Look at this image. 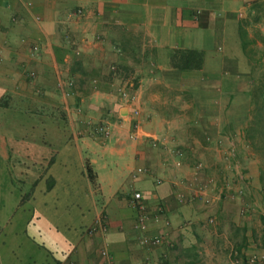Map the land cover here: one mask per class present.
Returning a JSON list of instances; mask_svg holds the SVG:
<instances>
[{
    "label": "crops",
    "instance_id": "1",
    "mask_svg": "<svg viewBox=\"0 0 264 264\" xmlns=\"http://www.w3.org/2000/svg\"><path fill=\"white\" fill-rule=\"evenodd\" d=\"M251 1L43 0V264H203L202 237L209 264L237 255L246 264L248 220L222 202L215 212L229 226H198L200 203L178 201L173 181L196 158L205 174L221 172L213 145L238 105L227 93L248 71L237 27ZM76 7L83 15L70 16ZM188 48L202 51L201 67L171 66L172 52ZM126 77L136 117L119 98ZM88 120L114 122L112 136ZM174 146L184 150L177 167ZM257 175L249 166L251 182ZM134 190L149 232L163 235L157 246L138 242ZM99 210L107 230L87 234ZM0 264H41V0H0Z\"/></svg>",
    "mask_w": 264,
    "mask_h": 264
},
{
    "label": "built area",
    "instance_id": "2",
    "mask_svg": "<svg viewBox=\"0 0 264 264\" xmlns=\"http://www.w3.org/2000/svg\"><path fill=\"white\" fill-rule=\"evenodd\" d=\"M83 15V10L81 7H76L70 11V16H81ZM39 19L38 16H35ZM36 46H33L31 52L36 51ZM75 53H78V49L74 46L72 48ZM120 52V49H117ZM111 70L114 72L116 66L113 64ZM33 75V72L31 73ZM133 81L130 77L125 78L123 85L119 87L118 94L122 103L125 106L132 105L135 99L134 92L131 90ZM139 114V108L136 106L131 107V115L136 117ZM88 124H93L91 120H88ZM117 125H121V122H117ZM93 128L96 134L101 136L103 139H109L113 134L114 122L109 120H101L93 124ZM138 124L133 123L132 128L129 130V138L136 139L138 137ZM235 133L220 134L215 138L216 147L220 148L221 161L218 160V164L221 167V172L219 175L216 174H205L203 171V163L199 160H194L192 162V171L189 176H178L174 179L173 185L175 188L174 194L178 201L180 202H197L203 205H212L222 203L223 201H236L239 203V214H247L252 208L250 201H246L244 198V187L247 182V177L243 171L240 169L239 154L236 149V143L234 141ZM209 139V137H208ZM169 152L174 156L173 165L180 166L182 160L181 157L184 154V150L179 146H174L169 149ZM229 167L233 171L232 174L224 173V169ZM144 171L143 167H137L135 170V175L142 173ZM156 181H161L157 178ZM129 203L137 209L136 219L134 221V228L138 232V242L140 245L145 247H154L163 241V235L159 233L149 232V220L151 217L148 211L147 205L143 200L142 192L140 190H134L129 198ZM159 214L162 212V206H157ZM216 214H210L207 217L208 222L214 223L216 221ZM97 230L101 235H103L107 230V217L104 213L99 210L94 219V223L85 229L87 234L93 233ZM102 256L109 259L110 255L103 245L100 249ZM262 258L260 254L247 255V262H255ZM234 264L239 263V259H233Z\"/></svg>",
    "mask_w": 264,
    "mask_h": 264
},
{
    "label": "trees",
    "instance_id": "3",
    "mask_svg": "<svg viewBox=\"0 0 264 264\" xmlns=\"http://www.w3.org/2000/svg\"><path fill=\"white\" fill-rule=\"evenodd\" d=\"M250 19L241 21L237 34L243 55L248 62V71L241 77L240 87L227 93L229 101L236 100L233 115L241 128V138L258 157L257 179L264 201V0H253L249 6ZM202 51L188 48L175 49L171 56V66L178 70H194L201 67ZM229 105V104H228ZM224 129V128H223ZM88 177L96 187V175L88 167ZM243 240L240 244H244ZM237 255V259H239Z\"/></svg>",
    "mask_w": 264,
    "mask_h": 264
},
{
    "label": "rangeland",
    "instance_id": "4",
    "mask_svg": "<svg viewBox=\"0 0 264 264\" xmlns=\"http://www.w3.org/2000/svg\"><path fill=\"white\" fill-rule=\"evenodd\" d=\"M232 120V119H231ZM230 120H228V122H226V124L223 126L224 127V134H229V133H235L236 135L234 136V141L236 143V149L238 151L239 155V160H240V169H243L246 177H247V182L245 184L244 187V198L246 201H250L252 204V208L249 210V212L247 214H239V201H223L224 207H228L230 205L233 206L234 211L237 213V215H239V217L242 216L245 217L244 220H248V226L250 227V229L253 230V234H252V246L253 247V251H251L248 255H251L253 253L255 254H260L262 255V258H260L259 260L255 261V262H250L248 263L247 261L245 262L246 264H264V201L262 199L261 193H260V185L258 182V179L256 178L254 181L251 182V177L248 176V167L251 166L252 168L256 169L258 168V157L253 153L252 149L245 143V141H243V139L241 138V128L238 125V119L235 118V120H233V123L230 124L229 123ZM215 141V140H214ZM214 149H220L218 147H216V145H213ZM217 155H218V160L221 161L220 156L221 153L220 151H216ZM220 155V156H219ZM196 160H199L196 158ZM201 161V160H199ZM224 173L227 174H232L233 171L231 169H229V167H226L224 169ZM251 182V184H250ZM250 185V186H249ZM251 187V188H249ZM217 206L216 204H212V205H203L200 204L199 207L201 209V218L197 221L196 224H198V226H202V228L205 229H213V228H218L221 227L222 225H228V221H224L223 224L221 223L219 217L217 216V213L215 212V207L217 210ZM225 209V208H224ZM226 210H223V212H225ZM210 214H216V221L214 223H209L207 220L208 215ZM186 222L188 221H192L191 218H186L185 219ZM231 228V227H229ZM209 232V231H207ZM236 234V238H238L239 233H235ZM205 236V234H203ZM200 247L202 252L204 253V255H202V257L204 258V263L203 264H209L207 262V259H205V257L209 256L208 254V241H207V237L205 238H200ZM206 245V246H205ZM229 245V244H228ZM232 261H234L232 259ZM227 264H230V261H228Z\"/></svg>",
    "mask_w": 264,
    "mask_h": 264
}]
</instances>
